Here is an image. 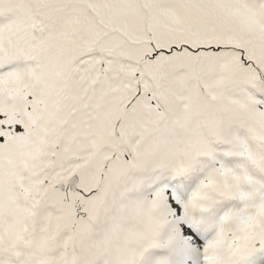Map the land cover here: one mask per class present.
<instances>
[{
    "label": "snow or ice",
    "instance_id": "snow-or-ice-1",
    "mask_svg": "<svg viewBox=\"0 0 264 264\" xmlns=\"http://www.w3.org/2000/svg\"><path fill=\"white\" fill-rule=\"evenodd\" d=\"M0 264H264V0H0Z\"/></svg>",
    "mask_w": 264,
    "mask_h": 264
}]
</instances>
